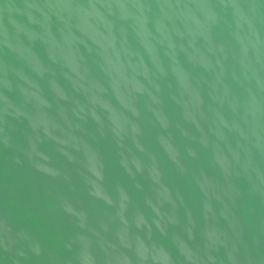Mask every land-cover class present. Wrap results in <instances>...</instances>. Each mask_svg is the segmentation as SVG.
Listing matches in <instances>:
<instances>
[{
	"label": "water",
	"instance_id": "1",
	"mask_svg": "<svg viewBox=\"0 0 264 264\" xmlns=\"http://www.w3.org/2000/svg\"><path fill=\"white\" fill-rule=\"evenodd\" d=\"M0 264H264V0H0Z\"/></svg>",
	"mask_w": 264,
	"mask_h": 264
}]
</instances>
